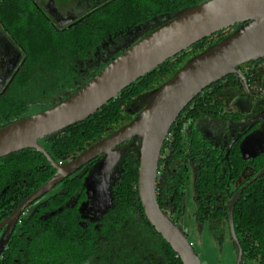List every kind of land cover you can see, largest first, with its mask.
<instances>
[{"label":"trees","instance_id":"trees-1","mask_svg":"<svg viewBox=\"0 0 264 264\" xmlns=\"http://www.w3.org/2000/svg\"><path fill=\"white\" fill-rule=\"evenodd\" d=\"M204 1L127 0L124 11L110 13L108 19L114 22L118 18L119 21L129 18L136 26L122 32L127 36L132 31L136 35L134 42L178 12ZM38 16L33 9H26L22 0L0 1L3 23L11 33L17 34L22 44L23 24L32 23L29 27L31 37L26 40L27 88L25 92H15L14 98L9 100L11 107L0 117V128L20 120L32 103L73 88L74 79L82 80L80 63L93 68L101 62L96 41L101 31L75 27L54 39L46 32L41 33V27H36L35 23L40 22ZM235 28L196 43L122 90L90 117L46 137L53 160H64L69 154L78 157L106 127L117 123L125 102H131L136 96H146L160 87L191 58L224 39ZM116 31L114 27L103 30L109 38ZM129 47L128 44L122 50ZM24 75L19 73L17 87L25 81ZM219 88L215 82L198 92L172 124L162 151L157 202L173 222L179 219L187 182L186 162L191 159L196 166V221L209 222L210 234L221 239L223 223L227 222L230 207L236 200L233 246L243 264H264V174L240 190L264 166V153L253 160L232 154L224 157L207 141L185 139L179 123L186 109L193 119L208 114L212 96ZM79 89L63 94L62 99ZM130 109L136 116L131 106ZM138 152L135 145L124 152L119 175L109 186L107 200L102 204L80 203L86 186L82 176L65 182L64 192L36 202L34 210L22 221L19 233L11 236L2 249L0 264H182L143 212L137 194ZM44 164H47L45 159L32 148L0 159V220L13 213L54 175L55 171L48 165L38 168ZM240 177L242 181L236 182Z\"/></svg>","mask_w":264,"mask_h":264},{"label":"water","instance_id":"water-1","mask_svg":"<svg viewBox=\"0 0 264 264\" xmlns=\"http://www.w3.org/2000/svg\"><path fill=\"white\" fill-rule=\"evenodd\" d=\"M236 26L224 39L191 58L167 82L144 96L146 108L127 127L90 148L74 161L59 165L38 144L53 133L90 117L122 90L176 57L196 43ZM264 56V0H205L178 12L166 23L109 62L77 92L57 105L0 128V159L32 148L42 153L56 169L55 175L30 195L0 228L9 225L5 246L20 215L65 178L90 161L141 137L138 154L137 192L143 212L182 264H201L184 231L160 209L156 197L158 162L166 136L175 119L192 98L237 68ZM148 98V101H147ZM119 152L105 160L112 165ZM264 173V168L247 184ZM246 184V185H247ZM231 238H235L232 211ZM240 255L238 256V263Z\"/></svg>","mask_w":264,"mask_h":264},{"label":"flooded vegetation","instance_id":"flooded-vegetation-1","mask_svg":"<svg viewBox=\"0 0 264 264\" xmlns=\"http://www.w3.org/2000/svg\"><path fill=\"white\" fill-rule=\"evenodd\" d=\"M22 1L25 3L26 9L31 8L35 13L39 15L38 17L40 22H37L35 24L37 25L36 27L38 28L41 27L43 29L40 32L41 33L46 32L50 34L49 36L54 39L56 38L58 39L59 36H61V34H64L66 31L71 32V30L74 29L75 27H86L101 31V34H98L96 38L97 44L100 47L98 52L100 55L99 59H101V62L96 66H93V68L89 64L80 63L79 72L81 76L80 78L82 79L81 81L74 79L72 81L73 88L63 89L62 93L52 96V98L43 99L41 101L32 103L29 106L28 111L25 112L24 114H21L20 117L22 119L34 115V114L31 115L29 114L32 105H36L39 112H42L48 108L57 105L61 100L67 98L66 97L62 99L63 94L70 92L72 90H76L77 88L83 87L90 79H92L98 72H100V70H102L109 62H111L113 59H115L124 51H126L127 49L122 50L124 46L128 44L129 46H132L133 44L139 41L137 40L132 42L134 40L133 38L136 37V35L132 31H130L128 33L129 35L127 36L126 34L123 35L122 32L123 29H129L136 26L131 23V20L129 18H125L124 20L120 19L121 21H119L118 18L114 22L108 19V15L110 13H113L115 11L117 12L124 11L125 9L124 3L127 0H22ZM30 24L32 23L28 22L23 24L24 30H23L22 39H24V44H22L21 41L18 39L17 34L11 33L9 27L3 23L0 17V117H3L4 115L7 114L8 109L11 107L8 106L9 100L11 98H14V93L15 92L19 93L18 91L25 92L24 90L27 88V84H28L27 78L29 76L26 67L27 46H28L26 40L29 39V37H31V32L29 31ZM109 27H114L117 30L112 35L111 38H109V36L105 32H103V30H106ZM263 70H264V56L240 65L237 68V72L231 73L228 76H225L224 78L216 82V86L217 87L219 86L220 88L218 92H215V94L212 96L213 102L211 103V106L207 108L208 114H203L202 116L195 119L191 118L190 115H188L189 111L187 109L182 114V120L180 119L179 123L182 124V132L184 134L185 139H187L188 141L191 139H198L200 140V142L207 141L212 145L211 148H214L218 154H221L224 157H227L230 154H232L233 156L236 155L240 157V159L253 160L254 157H258L261 153H264V88L255 89L251 85L252 82L256 79L257 74L260 72L263 73L262 72ZM19 73H21V75L25 73L23 77L25 81L22 83L20 87H17V79ZM227 90H237L240 93L239 96H242L244 99H246L245 107L247 108V112L242 113L232 110H225L224 101L221 97V94H223ZM137 97L138 96H136L131 102H125L123 104L117 123H114L113 125L106 127L103 130V133L99 135L97 139L88 146L86 151L104 142L108 138L112 137L113 135L121 131L119 130L118 125L120 123V119L122 115L130 119L129 122L132 123V121L139 114L138 106L133 107L134 109L133 112L137 113L136 116L132 114L130 109V106L133 104L134 100ZM257 97H261L262 99L260 101H257L256 100ZM54 100H56L57 103H55ZM48 104L49 106L45 107V105ZM135 138L136 137L131 138L127 142L111 149L108 152V154H102L101 156L90 161L88 164H86L76 173L65 178L57 186L60 185L63 186L65 191V187H64L65 182L70 181L73 178L82 176L83 183L85 182L86 186L84 189V199H81L80 203L82 202L84 203L88 201H91V203L93 204L104 203L105 200H107L106 198H107L109 186L119 175L120 162L124 155V152L127 151V149L130 148L132 145H135L136 147L139 148L140 142H137ZM45 139L46 138L39 140L38 144L47 152L49 157L53 160V157L49 152L50 144L49 142H46ZM163 146L161 149L160 158L158 162V171H157V180H156V184H157L156 197L158 190L157 188L161 180L160 162L162 158ZM86 151H84L83 153H85ZM116 151L119 152V156L117 157L116 161L112 165L106 167L105 160L108 157L113 156L114 152ZM83 153H81L79 156H81ZM40 154L45 159L47 164L41 165L38 168L42 169L44 166L48 165L56 173V169H54V167L47 160V158L42 153ZM78 157H76L73 154H69L66 156V158H64V160L61 161L53 160V161L56 164L63 165L74 161ZM189 163L193 165L194 170L196 172V166L194 165L191 159H188L186 162L187 181H188ZM221 163H223V161H221ZM263 168L264 166L262 167V169ZM114 170H116V174L115 176L112 177L111 173ZM87 178H89L88 179V182L90 184L89 189L86 180ZM252 178H250L248 181H250ZM194 179H195V175H194ZM240 181H242L241 177L236 182H240ZM248 181H246L241 186L240 190L244 189L245 187H247L248 185L254 182L253 181L250 184H247ZM57 186H55V188ZM186 186H187V182H186ZM55 188H53L49 193H47L46 195L35 201L20 215L10 237L19 233L22 221L30 215L29 209L33 205H35L36 202L38 204L39 202H43L44 199L47 198L48 196H51L56 193L64 192V191H60L51 194V192ZM104 194H106V196L105 198H102V195ZM184 196H185V192H184ZM235 202L236 200L233 201V204L230 207V211L228 212L227 215V222L223 223L222 235L225 228L229 231L230 234L228 216L229 213L232 211V220H233V207ZM22 203L19 205V207L22 205ZM183 206H184V201H183ZM195 210H196V205H195ZM182 213H183V208H182ZM181 216L179 217V219L181 218ZM7 217L1 219L0 222L6 219ZM178 220L176 222H173L172 220L171 221L178 226ZM205 223L209 224V222H204L199 224H205ZM8 227L9 225H5L2 228H0V253L2 249L6 246L10 238V237L8 238L5 246L2 247V242L7 234ZM233 228H234V224H233ZM208 229L210 232V225Z\"/></svg>","mask_w":264,"mask_h":264},{"label":"rangeland","instance_id":"rangeland-1","mask_svg":"<svg viewBox=\"0 0 264 264\" xmlns=\"http://www.w3.org/2000/svg\"><path fill=\"white\" fill-rule=\"evenodd\" d=\"M263 73H258L256 79L252 82V87L255 89L264 88V70ZM240 93L237 90H227L221 97L224 101L225 110H232L237 112L245 113L247 108L245 107L246 99L242 96H239ZM144 96L137 97L133 104L131 105L132 109L134 106H138L140 113L147 107L143 101ZM262 98L257 97L256 100L260 101ZM148 101V98H147ZM45 105V107H48ZM134 110V109H133ZM39 113L36 105H32L29 111V114ZM130 119L122 115L120 123L118 125L119 130L127 127L131 122ZM137 142L141 141V137H136ZM116 170L112 171V177L115 176ZM194 175L195 170L191 163L188 165V181L185 189L184 196V206L183 213L181 218L178 220V226L184 231L189 243L191 244L193 250L195 251L197 257L199 258L201 264H237L239 252L233 246V242L230 238L229 231L225 228L221 239H218L216 236L211 235L209 232V224H199L194 218L195 203H194ZM87 178L88 189L90 184ZM104 190V189H103ZM64 191L63 186H57L52 192ZM106 194L102 195V198H105ZM35 208L33 205L29 209L31 213ZM239 264H243L239 262ZM249 264V263H246Z\"/></svg>","mask_w":264,"mask_h":264}]
</instances>
